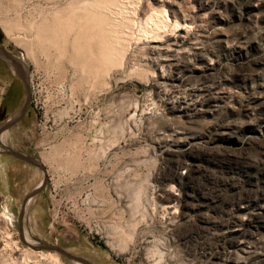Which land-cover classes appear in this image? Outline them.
Segmentation results:
<instances>
[{"label":"rangeland","instance_id":"obj_1","mask_svg":"<svg viewBox=\"0 0 264 264\" xmlns=\"http://www.w3.org/2000/svg\"><path fill=\"white\" fill-rule=\"evenodd\" d=\"M111 1L0 0L28 73L0 133V264H75L21 234L93 264H264V0ZM102 11L134 21L96 75L70 45ZM54 15L65 53L34 38Z\"/></svg>","mask_w":264,"mask_h":264},{"label":"bare ground","instance_id":"obj_2","mask_svg":"<svg viewBox=\"0 0 264 264\" xmlns=\"http://www.w3.org/2000/svg\"><path fill=\"white\" fill-rule=\"evenodd\" d=\"M118 1L119 0H113V1H111V4H113V5L117 4ZM121 2L119 1V3H121ZM109 3H107L106 6L107 5L109 6ZM104 5H103V7H105ZM118 5H120V4H118ZM110 7H111V5H110ZM106 9H108V8L106 7ZM119 9H121V8H119ZM124 11H126V10H124ZM106 12L107 11H105V13ZM161 12H162L161 10H157V14H154L151 12V14L149 16H146V18L141 17L138 21L139 22L138 24H140V27H142V28H147V27H145V25H146V23L150 22L149 20L153 21V19L156 18L157 21L159 22V19H161V16H160V14L158 15V13H161ZM123 13H122V15H123ZM92 14H94V13H91V15ZM96 14L97 15H92V16L89 15L90 17H88V18L86 16V18L88 20H85L83 23L79 24L78 27H76L77 29L75 31L73 41L71 42V45H70V47H71L70 58L75 64H77L78 66H81L83 68L82 71H85L84 69H86L87 72L90 71V72L96 73V75H97V73H98V75H100V74H102L100 72H102L104 66L107 63L114 61L116 59V57L118 56V54H120L122 52L121 49L124 48V50H125V47L127 44L125 46L123 45V42L126 43L125 42L126 40L123 41V39H125L127 37L126 36L127 33L125 32V34L123 35V30L126 27H127V29H125V30H128V26L132 23L133 19L131 18L132 20H130L129 19L130 17L129 18L127 17V19L124 20V17H126L124 15L123 17H121V20H122V18L124 20L123 22L121 21L123 24L122 23L121 24H115L116 26L114 25V27L112 28L109 25L110 22L108 21V18L106 19V22H105V19H103L106 15L103 13V11L98 12ZM63 15L61 14V17ZM85 15H87V14H85ZM76 16H79V14ZM42 18H41L42 21L40 20L39 24H37L35 34H34V36H35L34 38H36L35 40H36L37 44H39V45L42 44L41 46L42 47L44 46L43 49L47 48L48 46H52V47L57 48L58 51H59V48L61 47V52L65 53V50H68V49H66V45L64 44V42H62L63 44L60 46V39L63 38V36L65 35V33H64L65 31H64V29L61 30L60 27L57 25L56 20L58 19V15H57V18L54 15V18L52 17L51 20H47L48 17L47 18L44 17V19H42ZM94 18H99L101 21L100 22H94L93 21ZM117 19H118V17H117ZM156 19H154V21ZM163 20H162V22H163ZM115 21L117 23L118 20H116V18H115ZM122 25H124L123 28H122ZM134 25H135V23H134ZM128 38H129V36H128ZM63 39H65V38H63ZM16 40H19V39H16ZM26 46H27V50H29L32 46V43L31 42L26 43ZM119 50L121 52H119ZM6 58L15 67L14 68L15 70H17V71L18 70H25V68L23 67L24 65H22V63L17 58H9V57H6ZM17 115H18V113L15 115L12 122L14 120H16L15 118L17 117ZM170 206H171V204L169 203L167 205V207H170ZM33 243H35V242H33ZM55 259H57V257H55ZM73 261L75 262V264H84L78 260L73 259Z\"/></svg>","mask_w":264,"mask_h":264},{"label":"flooded vegetation","instance_id":"obj_3","mask_svg":"<svg viewBox=\"0 0 264 264\" xmlns=\"http://www.w3.org/2000/svg\"><path fill=\"white\" fill-rule=\"evenodd\" d=\"M1 37L2 36L0 35V46H2L3 48H5L6 50H8L11 53L9 48H7L5 45L2 44ZM11 54L20 59L19 56L15 55L13 53H11ZM0 64L1 65L3 64V66L4 65L6 66V69H5V67H3V68L0 67V76L5 77L4 73L6 72V70H7V72H9V74L13 75V76L11 75L12 76L11 79L5 80V82H1V84H0V133H1L4 129L9 128V127L13 126L14 124L18 123L19 120L21 119L20 117L26 113V112H24L19 118H17L16 120H14L12 122V120L15 116L10 117V118H9V116L15 110H13L9 114L7 113V111H8V109L11 108V105L16 100V98L19 94V91H20V86L22 85L25 87V82L27 81V74L28 73H27L26 69L25 70H18L17 71L18 74L16 75L15 73H13L11 71L8 62L4 58H2L1 56H0ZM15 109H17V108H15ZM8 149H13V148L8 146V148H6V150L9 151Z\"/></svg>","mask_w":264,"mask_h":264},{"label":"water","instance_id":"obj_4","mask_svg":"<svg viewBox=\"0 0 264 264\" xmlns=\"http://www.w3.org/2000/svg\"><path fill=\"white\" fill-rule=\"evenodd\" d=\"M0 55L3 56V57H9V58H15V56H13L8 50H6L5 48H3L2 46H0ZM25 87H26V91H25V98H24V101H23V104L21 105V107L18 109V115L15 119L19 118L26 110V107H27V85L25 84ZM12 154H14L15 156L21 158V159H24L26 161H29L31 163H34L35 165H38V166H41V163L34 157H30V156H27V155H24L23 153H20V152H16L14 151L13 149H8ZM44 183V178H42L38 184H36L27 194L26 196L24 197V200H26L28 197H30L33 193L37 192L38 190H40L41 186L43 185ZM23 205V203H22ZM19 229L20 228V225H19ZM21 237L23 239V241L27 242L28 244H30L31 246L33 247H42V248H47V249H53V250H56L58 251L59 253H61L63 256H65L66 258L68 259H71V260H78L84 264H93L87 260H85L84 258L80 257V256H77L75 254H72L54 244H50V243H30L28 241H26V239L24 238V235L21 234Z\"/></svg>","mask_w":264,"mask_h":264},{"label":"crops","instance_id":"obj_5","mask_svg":"<svg viewBox=\"0 0 264 264\" xmlns=\"http://www.w3.org/2000/svg\"><path fill=\"white\" fill-rule=\"evenodd\" d=\"M3 165V164H2Z\"/></svg>","mask_w":264,"mask_h":264}]
</instances>
